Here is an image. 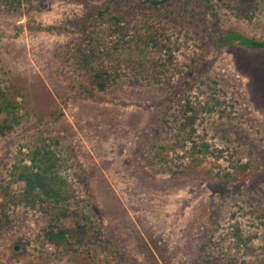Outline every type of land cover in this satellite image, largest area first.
<instances>
[{
  "label": "rangeland",
  "instance_id": "374dc122",
  "mask_svg": "<svg viewBox=\"0 0 264 264\" xmlns=\"http://www.w3.org/2000/svg\"><path fill=\"white\" fill-rule=\"evenodd\" d=\"M144 1L0 2V86L17 106L0 135V186L44 141L94 229L46 243L52 205L26 208L12 183L0 264H264V47L221 43L264 44V0L249 20L236 0H173L148 17ZM107 11L140 34L168 29L167 82L136 67L100 92L75 65L69 49Z\"/></svg>",
  "mask_w": 264,
  "mask_h": 264
},
{
  "label": "trees",
  "instance_id": "16d2710c",
  "mask_svg": "<svg viewBox=\"0 0 264 264\" xmlns=\"http://www.w3.org/2000/svg\"><path fill=\"white\" fill-rule=\"evenodd\" d=\"M22 0H0L7 8L18 10ZM254 0H236L235 7L244 19L252 16ZM147 11H140V15L148 17L159 12H164L173 6V0H146ZM144 12V13H143ZM90 26L82 31V37L77 45L69 53L73 57L76 66L86 69L91 74L93 83L100 92L105 91L111 83H115L131 68L139 67L147 69L149 77L155 82L163 84L167 79V68L172 63L173 41L169 38L168 29H156L154 26H143L140 34L136 25L126 21L121 13H98L93 18ZM86 25V24H85ZM222 44L237 42L247 49H261L264 44L238 37L233 34L222 36ZM113 66H110L111 64ZM122 68L120 69V64ZM130 67V68H129ZM126 68V70L124 69ZM126 71V72H125ZM151 72V73H150ZM181 108L187 112H193L189 101H184ZM16 103L8 99L0 86V115L4 116L0 125V135L9 130L13 124L12 119L17 113ZM187 111V112H186ZM186 117V116H185ZM190 118V117H187ZM185 122L180 126L184 128ZM196 148H192V154ZM28 160L29 165H23V161L12 167L9 173V182L0 186V197L4 203L0 204V216L2 223L8 224L9 206L5 203L10 196L12 183L23 184L21 204L25 207L36 208L44 204H51L54 211L50 216V222L43 231V240L56 247L62 246L69 240L77 243L85 242L92 238L93 224L90 220L80 216L74 199V192L69 187L65 177L60 172V161L51 147L44 141L31 148Z\"/></svg>",
  "mask_w": 264,
  "mask_h": 264
}]
</instances>
